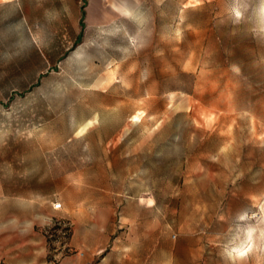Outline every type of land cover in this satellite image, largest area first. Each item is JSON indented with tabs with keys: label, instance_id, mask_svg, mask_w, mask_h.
I'll return each instance as SVG.
<instances>
[{
	"label": "rangeland",
	"instance_id": "rangeland-1",
	"mask_svg": "<svg viewBox=\"0 0 264 264\" xmlns=\"http://www.w3.org/2000/svg\"><path fill=\"white\" fill-rule=\"evenodd\" d=\"M0 264H264V0H0Z\"/></svg>",
	"mask_w": 264,
	"mask_h": 264
},
{
	"label": "built area",
	"instance_id": "built-area-1",
	"mask_svg": "<svg viewBox=\"0 0 264 264\" xmlns=\"http://www.w3.org/2000/svg\"><path fill=\"white\" fill-rule=\"evenodd\" d=\"M61 205L60 204H56L54 205V209H60Z\"/></svg>",
	"mask_w": 264,
	"mask_h": 264
},
{
	"label": "snow or ice",
	"instance_id": "snow-or-ice-1",
	"mask_svg": "<svg viewBox=\"0 0 264 264\" xmlns=\"http://www.w3.org/2000/svg\"><path fill=\"white\" fill-rule=\"evenodd\" d=\"M149 203H151V201H149ZM246 254H247L246 252H240V253H239L240 256H244V255H246Z\"/></svg>",
	"mask_w": 264,
	"mask_h": 264
},
{
	"label": "crops",
	"instance_id": "crops-1",
	"mask_svg": "<svg viewBox=\"0 0 264 264\" xmlns=\"http://www.w3.org/2000/svg\"><path fill=\"white\" fill-rule=\"evenodd\" d=\"M3 4H4V2H2ZM117 10L119 11V12H116V13H118V14H121L122 12H124L123 10H121V9H119V8H117Z\"/></svg>",
	"mask_w": 264,
	"mask_h": 264
},
{
	"label": "trees",
	"instance_id": "trees-1",
	"mask_svg": "<svg viewBox=\"0 0 264 264\" xmlns=\"http://www.w3.org/2000/svg\"><path fill=\"white\" fill-rule=\"evenodd\" d=\"M82 18H83V17H82ZM80 25H81V27L84 26V24H83V19L81 20Z\"/></svg>",
	"mask_w": 264,
	"mask_h": 264
}]
</instances>
